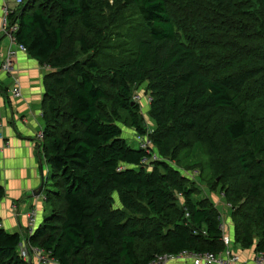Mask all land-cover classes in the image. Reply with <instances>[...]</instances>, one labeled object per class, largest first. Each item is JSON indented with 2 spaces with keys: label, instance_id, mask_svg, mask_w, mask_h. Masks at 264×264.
I'll return each instance as SVG.
<instances>
[{
  "label": "trees",
  "instance_id": "obj_1",
  "mask_svg": "<svg viewBox=\"0 0 264 264\" xmlns=\"http://www.w3.org/2000/svg\"><path fill=\"white\" fill-rule=\"evenodd\" d=\"M7 20L15 44L50 69L47 215L30 246L53 264L222 253L216 204L176 170L188 155L230 205L233 244L264 253V0H22ZM141 85L149 128L133 99ZM119 124L159 159L143 161ZM21 240L0 227V264H29Z\"/></svg>",
  "mask_w": 264,
  "mask_h": 264
},
{
  "label": "crops",
  "instance_id": "obj_2",
  "mask_svg": "<svg viewBox=\"0 0 264 264\" xmlns=\"http://www.w3.org/2000/svg\"><path fill=\"white\" fill-rule=\"evenodd\" d=\"M6 7L15 12L19 5L15 0H0V57L7 49H16L1 33L3 11ZM48 72V67L39 65L26 52L21 51H17L14 59V77L0 72V82L7 89L6 95L0 94V187L5 192L0 200V220L6 232L18 233L22 239L33 232L47 215L43 191L39 196H33L32 193L41 186L42 175L46 176L48 173L47 164L40 154V145L37 142V136L43 130V78ZM13 78L19 83L20 98L11 95ZM210 198L218 204L216 197ZM32 212L34 223L31 228L28 215ZM225 227V235L230 240L229 250L238 257L237 264H255L254 247L243 250L234 245L231 221ZM160 264L193 262L183 256Z\"/></svg>",
  "mask_w": 264,
  "mask_h": 264
},
{
  "label": "built area",
  "instance_id": "obj_3",
  "mask_svg": "<svg viewBox=\"0 0 264 264\" xmlns=\"http://www.w3.org/2000/svg\"><path fill=\"white\" fill-rule=\"evenodd\" d=\"M16 4H20L22 0H15ZM11 11L6 7L3 11V18L1 22V33L7 37L11 44H14L16 46V49H7L6 52L0 57V72H4L12 77L11 74L14 73V59L17 55V51L26 52L25 49L22 46H18L15 44V39L13 36V33L16 31L17 25H10L7 16ZM1 55V54H0ZM13 89L11 95L14 98H18V81L13 78ZM136 97V96H135ZM151 98L147 96V101L150 102ZM134 101L135 98H134ZM42 133V132H41ZM38 138H43L42 134L38 135ZM135 139L139 144V148L142 150H146L149 154L148 157L144 158L143 161H156L158 160V156L155 154V152L150 151L152 148L151 142L147 139V136H139L135 135ZM150 149V150H149ZM29 219V226L32 228L34 223V213H30L28 215ZM2 225H0L1 227ZM222 230L225 232V229ZM223 232V244L225 246V250L220 254H213V253H205V254H190L187 252H182L178 254L177 256L172 255H161L157 256L154 261H152L150 264H160L162 262H165L169 259L177 258V257H185L192 260L193 264H237L238 263V257L231 253L229 250L230 247V240ZM32 234L30 232L28 235ZM18 256L21 258L22 261L29 263V264H45L48 260L51 261V259L48 258L45 251L32 247L29 245L26 238H23L21 240V243L17 250ZM52 262V261H51ZM255 264H264V253L258 252L256 253L255 258Z\"/></svg>",
  "mask_w": 264,
  "mask_h": 264
},
{
  "label": "rangeland",
  "instance_id": "obj_4",
  "mask_svg": "<svg viewBox=\"0 0 264 264\" xmlns=\"http://www.w3.org/2000/svg\"><path fill=\"white\" fill-rule=\"evenodd\" d=\"M4 73V72H3ZM6 74V73H4ZM14 74V73H13ZM11 74L13 77L14 75ZM18 86H19V83H18ZM145 87L144 85H141L139 87H136L135 90H134V95H136V97L134 96L135 98V102L138 103L139 105V109H140V113H141V116H142V119H143V122L144 124L149 128L150 126H152V122L148 116V108H147V104H149L150 102L147 101V96L145 95ZM19 90V89H18ZM18 94H19V97L21 96L20 94V91H18ZM133 98V99H134ZM119 127L121 128V137L126 141V143L132 148V149H139V144L138 142L136 141L135 139V132L130 129V128H127V127H124L122 126L121 124H119ZM40 134H42L40 132ZM42 139H39L38 136H37V142H39V145H41L42 143ZM190 151V150H189ZM187 154V150L186 151H183ZM196 155V156H195ZM194 155V157H196V159H193L191 160L192 162L191 163H196V162H199L201 159H203V157L201 156L200 154V151L197 150L196 154ZM187 158L186 160L183 161V167H181L182 169L180 168H176L175 165L173 163H171V165L173 167L176 168V170H178L183 176H185L190 182H193L196 184L197 188H198V191L200 192L201 196H207V197H216L219 201L217 202L218 204L216 205L218 211L220 212V219H221V222H222V226H223V229H225L226 227V224L227 223H230V205L225 203V199L223 198V195L221 193V191L219 189L217 190H211L208 186V184L206 183V177H205V174H201V171H200V168L198 166H193V165H190V156L187 155ZM185 164H189V166L191 167H194V168H189L187 169V167H184ZM48 167V166H47ZM45 171V165H44V169ZM211 182V181H210ZM45 183V181H44ZM113 198H114V207L115 208H118L120 207V203L117 199V194H114L113 195ZM225 233V232H224ZM45 264H53L51 261H47Z\"/></svg>",
  "mask_w": 264,
  "mask_h": 264
},
{
  "label": "water",
  "instance_id": "obj_5",
  "mask_svg": "<svg viewBox=\"0 0 264 264\" xmlns=\"http://www.w3.org/2000/svg\"><path fill=\"white\" fill-rule=\"evenodd\" d=\"M43 184H44V176L42 175V183L41 186H39L33 193V196H39L43 190Z\"/></svg>",
  "mask_w": 264,
  "mask_h": 264
}]
</instances>
